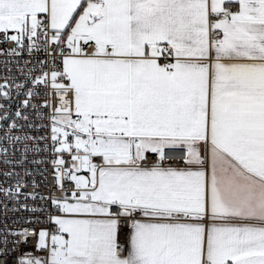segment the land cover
I'll return each mask as SVG.
<instances>
[{
  "label": "snow or ice",
  "instance_id": "6c2138e0",
  "mask_svg": "<svg viewBox=\"0 0 264 264\" xmlns=\"http://www.w3.org/2000/svg\"><path fill=\"white\" fill-rule=\"evenodd\" d=\"M8 42L0 129L10 123L0 141L20 158L0 146V162L23 168L29 153H50L64 195L22 193L31 172H0L18 185L0 187L4 217L48 211L21 195L50 201L56 213L13 221L52 226L33 230L32 251L19 249L27 228L4 224L0 245L11 247L0 256L19 250L16 264H264V0H0V44ZM41 85L71 95L68 106L45 117L49 105L32 103ZM13 94L24 97L14 113ZM41 128L50 131H27ZM167 151H182L184 167Z\"/></svg>",
  "mask_w": 264,
  "mask_h": 264
},
{
  "label": "built area",
  "instance_id": "2783aa9c",
  "mask_svg": "<svg viewBox=\"0 0 264 264\" xmlns=\"http://www.w3.org/2000/svg\"><path fill=\"white\" fill-rule=\"evenodd\" d=\"M13 47L11 42H8L6 44H0V48H11ZM4 59V57L0 56V61H2ZM41 59H44L43 56H41ZM2 65H0V78L4 77L5 75H7V73H5L2 70ZM32 65H29V68H31ZM51 65H49L48 67H46L44 70L48 71L50 69ZM39 71V70H38ZM13 75H16L19 77V74L16 73L15 71L13 72ZM19 79H22V77H19ZM38 92H39V96L32 98V103L38 104V105H44L47 104L49 105L48 107H43L41 108V111L44 113L45 117H47L50 113L53 112V110L57 107L59 108H63L68 106L67 103L65 101H70L71 100V95L69 96H64V94L62 92L57 93L55 92L51 87H45L43 85L38 87ZM14 95V99L12 101L11 104V108L10 111L11 112H15L16 110V105L19 103V101L21 99H23L24 97H15ZM2 102V101H0ZM73 119H75V116H73ZM34 122L37 123H41L44 125H47L49 123V121L45 118L43 120L37 121L35 120V117H33ZM3 123V129L7 128V124L10 123V121L7 122H2ZM3 129H0V136H3ZM28 133L30 135L33 136H44L47 135L48 132L50 131L49 128H41L39 131L35 130V129H31V130H27ZM19 134V133H17ZM45 143H49L47 141H41L40 142V146L43 147ZM0 146L3 147H8L9 151L7 153V155L9 156L10 159L13 160H18L20 158V152H14L12 147L8 144V142L6 141H0ZM66 156V154H65ZM183 156L184 153L182 151H167L166 152V159H168L170 161V163L173 166H184L183 165ZM51 154L50 153H39V154H32L29 153L28 154V162H26L23 165V168L16 166V167H10L7 166L5 164H3L2 162H0V172L5 171V170H11L14 171L16 173H21L23 174L24 171H28L31 172L30 176H24V180L23 183H25L27 186L23 187L21 189L22 193H33L35 192L38 196L39 195H43V196H48V197H54V198H58L61 197L62 195H64V193L57 188L56 186V182L54 179V171H53V167L51 164ZM0 159H2V157H0ZM39 159H46L48 160V163H41V164H33L31 163L32 160H39ZM67 159V156H66ZM155 160L154 156H149L148 158V162L149 164ZM97 163H99V160L96 161ZM66 167L68 166L67 164L65 165ZM80 175H87L84 172L79 173ZM16 176H13L11 178H8L7 180H5V177H3L2 175H0V187L2 188H11L13 190H15L16 187H18V185L16 184ZM35 180L36 183L39 185L36 188L32 187V181ZM65 188H67L70 191L73 188L72 183L68 182L65 183L64 185ZM0 200H3V196L0 195ZM20 203L23 204H27L28 207H38L43 203L44 207L48 208L47 212H35V213H30L28 211H24V210H20L17 211L15 213H8L7 217H4L2 214H0V228H2L4 226V224H7V228L9 230H14V231H20L22 229L27 228L28 231V237H29V242L28 244L24 245L21 244L19 246V249L21 250H25V251H32L34 250V246L36 243V237L33 234V230L39 231L40 229H50L52 226L49 223H13L14 220H26L29 218H34V217H39L41 220H45L49 215L51 214H56L51 206L50 201H44L41 202L39 199L33 201L31 199L25 200L23 195H21L19 197ZM2 206V205H0ZM8 207L9 208H15L18 207V205L15 203V201L13 200H9L8 201ZM113 211H116V209L114 208ZM9 239H13L12 237H9ZM18 239H23V237H18ZM121 239H124L123 234L121 235ZM4 247H11V244L5 246V245H0V248H4ZM38 255H44L43 252L40 253H35ZM20 255V251H15L12 252L10 255H2L0 256V264H16V260L17 257Z\"/></svg>",
  "mask_w": 264,
  "mask_h": 264
},
{
  "label": "crops",
  "instance_id": "0c3cea01",
  "mask_svg": "<svg viewBox=\"0 0 264 264\" xmlns=\"http://www.w3.org/2000/svg\"><path fill=\"white\" fill-rule=\"evenodd\" d=\"M177 167H184V166H177Z\"/></svg>",
  "mask_w": 264,
  "mask_h": 264
}]
</instances>
